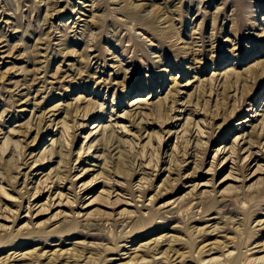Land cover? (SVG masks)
I'll list each match as a JSON object with an SVG mask.
<instances>
[{
	"label": "rangeland",
	"instance_id": "374dc122",
	"mask_svg": "<svg viewBox=\"0 0 264 264\" xmlns=\"http://www.w3.org/2000/svg\"><path fill=\"white\" fill-rule=\"evenodd\" d=\"M0 264H264V0H0Z\"/></svg>",
	"mask_w": 264,
	"mask_h": 264
}]
</instances>
